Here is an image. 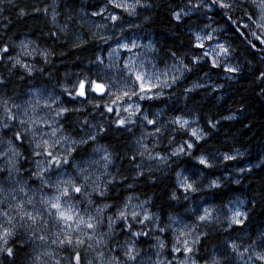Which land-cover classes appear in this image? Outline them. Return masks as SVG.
Instances as JSON below:
<instances>
[{
    "label": "trees",
    "instance_id": "obj_1",
    "mask_svg": "<svg viewBox=\"0 0 264 264\" xmlns=\"http://www.w3.org/2000/svg\"><path fill=\"white\" fill-rule=\"evenodd\" d=\"M141 4L143 7L137 6L130 15L109 5L107 0H4L0 4V48L7 45L9 50L0 53V80L4 81L0 84V100L17 102L31 89L43 88L52 99L59 97L62 107L71 110L59 119L68 135L87 140L95 134V140L74 145L69 164L59 169L66 172L67 178L79 180L78 169L90 166L92 179L104 190L101 197L89 187L88 195H77L76 201L78 207H87L93 214L96 208H103L98 232L105 235V253H119L118 248L134 242L140 255L135 264H147L153 259L146 261L144 257L155 258L158 252L154 248L158 243L152 240L158 231L167 239L161 250V255L167 256L166 248L173 238L168 237L166 219L175 215L183 224L198 225L196 234L205 233L193 251L197 263L209 264L215 256L221 264H248L250 253L238 258L227 245L235 241L237 245L250 246L256 241L255 250L264 249V77H260L264 72V44L253 35L255 30L251 27L255 7L249 0H232L230 9L213 5L211 0H141ZM102 7L103 13L92 15ZM21 8L28 15L19 16ZM173 12H181L179 21L173 19ZM112 14L119 19L113 22ZM209 28L213 29V39L228 48L226 63L238 69L236 72H225L223 62L213 67L210 56L195 46L196 32ZM132 41L139 46L134 52L143 67L167 72L170 86L153 89V93L160 92L158 98H134L141 110L132 117V123L118 127L114 123L116 113H108L103 107L110 103L108 96L72 98L62 86L70 87L84 74L103 76L105 83L118 79L125 51L112 59L111 49ZM22 43L28 45L31 55L20 53ZM45 52L47 56L41 55ZM17 54L22 57L21 63L32 67L30 74L12 66L8 57L15 58ZM98 56L103 65L98 64ZM173 76L178 77L175 83L171 82ZM112 91L117 89L113 87ZM144 116L155 124H147ZM176 118L192 124L180 127L173 123ZM5 123L8 128L3 127ZM191 125L202 136L200 140L191 135ZM101 127L103 132L99 131ZM0 130V141H11L20 153L14 175L17 179L22 177L27 185L38 187L40 181L32 177L38 169L31 140L28 134L23 143L14 139V133L22 132V128L18 120L3 118L1 106ZM186 141L193 144L191 150ZM182 145L184 152L173 155L174 148ZM97 147L111 154L107 167L104 160L93 161ZM225 155L235 158L225 160ZM199 156H204L211 167L200 165L196 159ZM7 175L5 171L0 176V187L5 190L15 186L13 181L4 180ZM184 177L194 182L197 191H185L179 186ZM212 181L218 187H209ZM89 199L92 204H88ZM129 200L146 203L164 231H154L150 220L141 224L132 219L127 221L132 225L130 229L124 220H118L109 232L104 230L109 218H114ZM237 206L247 213V218L242 225L229 227L224 218ZM205 207L212 210V222L197 220ZM143 231L148 234L145 238L132 235ZM34 241L24 228H18L8 243L14 255L0 254V264H30ZM59 254L68 255L66 251ZM81 254L84 256L83 249Z\"/></svg>",
    "mask_w": 264,
    "mask_h": 264
},
{
    "label": "snow or ice",
    "instance_id": "obj_2",
    "mask_svg": "<svg viewBox=\"0 0 264 264\" xmlns=\"http://www.w3.org/2000/svg\"><path fill=\"white\" fill-rule=\"evenodd\" d=\"M107 2L116 9L127 11L130 15L135 13L137 6L143 7L141 0H135L133 3L127 2V0H123V2H119V0H107ZM211 2L213 5L218 4L219 7L223 9H230L232 7V5L225 2V0H211ZM252 2L259 10L258 19L260 23L257 27L264 32V0H252ZM3 3L4 0H0V4ZM9 3H11V0H9ZM0 11H2V9H0ZM33 11H40V9L33 8ZM44 11H47V9ZM104 11L105 8L102 7L99 12H93L92 15H100ZM245 14L247 15V13ZM18 15L25 16L28 15V13L25 9L21 8L18 11ZM172 16L173 19L179 21L181 19V12H173ZM110 19L115 22L119 17L116 14H112ZM249 19H251L250 16ZM253 23H255V21H253ZM253 35L255 36L256 33L253 32ZM204 39H211V35L204 37ZM257 39L264 44V39H261L259 36H257ZM196 40H201L198 34L196 35ZM20 46L24 49V55H31L27 50L26 44L22 43ZM195 46L203 47L200 43H197ZM137 47L139 46L135 41L117 45V48L125 49L128 52H132V49ZM217 47L219 48V52L214 48L212 52L213 56L219 57L220 55L227 56L229 54L228 48L223 45H218ZM253 47H255V45H253ZM8 50V46L4 45V47L0 48V53L6 54ZM41 55L47 56L48 53H41ZM205 55H208V53H205ZM8 59L12 62L13 67L19 66L24 68L29 74L31 73L32 67L21 63L19 56L15 58L8 57ZM96 59L98 64L103 65V60L99 56ZM135 61V55H133L130 60L125 61L123 71L118 79H113L105 83L103 76L93 78L91 75L84 74L79 79L72 82L70 87L62 86L63 91L72 98H87L90 94H95L100 98L108 96L110 103H105L103 107L108 113H116V118L114 120L115 125L118 127H125L133 122L132 117L141 110L139 104L131 102L133 97H137L140 100L158 98L160 92L157 91L152 94V90L170 86L167 79V72H145L143 71V65L137 64ZM212 64L213 67L218 66V60L214 59ZM107 67L112 66L109 65ZM237 70L236 68L225 66V72H236ZM162 76L164 79H161ZM260 77H264V72L260 73ZM177 79L178 77L173 76L171 82L175 83ZM121 80L124 81L123 84L120 83ZM153 80L156 82L154 83ZM129 81L132 82L129 83ZM2 83H4V81L0 80V84ZM113 87H115L117 91H112ZM58 100L59 97L51 100V102L45 99L41 105L39 94H37L35 101L30 100L26 102V107L19 115L14 114L11 108H9L7 99L0 100V106L3 107V118L8 121L19 120V124L22 128V132L17 131L14 133V139L23 143L25 136L30 133L32 137L31 143L33 145L32 154L37 157H43V160L38 163V170L32 173V177L40 181V191L43 192L45 188L52 190L51 195L41 196L39 200L42 206L41 208L35 207L33 200L35 196L34 190L32 191V195H29L26 200L23 198L24 195L28 193L29 189L24 186V183L16 180L12 175L14 170L18 171L15 158L19 157L20 153L15 150L11 141H9V149H11L10 154L9 149L0 152V157L8 156L6 166L0 168V176L6 171L8 175L4 177V180L13 181L15 187H9L7 190L0 187V194H2L0 195V204H6V207L0 211V216L4 217V220L0 222V254H6L8 257L14 255L13 248L8 246L9 240L16 235V230L18 228H24L30 239L39 240L49 249L35 255L33 264H49V261H52L53 264H135L137 252L131 244H128L124 248L123 261L119 260L116 256L106 255L102 250L105 246L104 235L99 233L98 229L103 223L100 216L103 212V208H96L95 214H92L87 207L83 210L78 207L79 201H76V196H87L88 192L86 189L89 187L92 192L98 193L101 197L105 194L104 190H101L99 184L92 179L91 174H86L85 168L78 169L77 176L79 180L71 176L66 179L61 176L53 183L46 176L47 173L52 172L54 169L58 170L63 165L69 164V156L75 151L74 145L86 144L88 140H95V134L89 135L87 140L81 139L78 141H71L68 137L63 135L58 136V133L62 132V128L53 127V125L59 118L63 117L65 113L71 111L62 106L53 108L52 106L57 104ZM121 101L127 102V106L122 109L124 113H127L126 117L120 115L121 108L118 107V105ZM89 102L91 103V101ZM12 107L19 110L21 105L14 104ZM96 107H100V105L97 104ZM42 108L49 110L47 115H37V111ZM29 109H31V116L29 115ZM19 116H23L25 119H19ZM225 119H228V117H225ZM144 120H146L149 125L155 124V121L148 119L147 116H144ZM173 123L180 125V127H184L188 124V121L176 118ZM37 125L41 127H36ZM43 126L49 129L47 133L42 131ZM3 127L8 128L9 124L5 123ZM104 130L103 127L99 129L101 132ZM155 131L159 133L160 129L156 128ZM191 135L194 136L196 140L202 138L197 130H192ZM45 136L48 138H45ZM65 144L67 145L66 148L64 147ZM185 144L189 150L193 148V144L187 143V141ZM61 148H63V151H60ZM183 152L184 147H178L172 154L176 155L177 153ZM234 158L235 157L229 155L224 156L225 160H232ZM102 159L105 162L104 166L107 167V164L111 161V154L106 149L104 150ZM196 159L200 165L211 167V164L204 156L196 157ZM73 167L76 166L73 165ZM241 171H244V169H241ZM90 181H92L91 185L89 184ZM178 183L185 191H197L194 182L190 183L187 177L183 178V182ZM209 187H218V185L215 181H212ZM16 194H19V198ZM173 199H175L174 195ZM88 204H92L91 199L88 200ZM103 207L106 208L108 205H104ZM128 207L129 205L125 203L124 210H120L116 214L117 219L125 221V226L128 229L132 227V225L127 224L128 215L131 216L132 220L141 224L144 223V220L151 218L147 211H144L143 219L138 220L140 213L137 211H132L130 213L126 212ZM230 212L231 214L224 218L229 227L233 225H242L247 218V213L241 211L238 206L234 210L230 209ZM213 219L212 210L207 207H205L202 214L197 217V220L200 222H212ZM216 222L219 223V220L217 219ZM113 223L114 221L112 218H109L108 229L112 228ZM50 227L56 230L49 232L48 229ZM197 227L198 225H194L192 228L185 226L187 231L180 230L179 236L176 237V244L173 246L172 251L183 252L185 254V259L180 261V264H189L190 254L194 251L193 245L199 243L200 237L205 235L203 232L196 235L195 229ZM160 231L163 232L164 229L161 228ZM41 232L44 234L41 235ZM132 235L137 236L140 235V233L133 232ZM262 236H264V234H262ZM189 237H191V239H189ZM21 243H23V241H21ZM262 243H264V240H262ZM255 244L256 241H253L250 246H242L237 245L235 241H233L228 243L227 247L231 252L235 253L238 258H242L245 254L250 253L247 257L248 264H256V262L264 264V249L256 251L254 247ZM160 247H164L163 243L160 244ZM241 248L242 251H240ZM81 249H83L85 253L91 251L94 255L91 259H85L81 254ZM62 251H66L68 255L61 256L59 253ZM42 257L45 259H42ZM224 259L226 260L227 256H225ZM191 264H196V261L191 260ZM209 264H221V259L213 256Z\"/></svg>",
    "mask_w": 264,
    "mask_h": 264
},
{
    "label": "rangeland",
    "instance_id": "obj_3",
    "mask_svg": "<svg viewBox=\"0 0 264 264\" xmlns=\"http://www.w3.org/2000/svg\"><path fill=\"white\" fill-rule=\"evenodd\" d=\"M130 1H132V0H130ZM252 4H253V2H252V0H249ZM225 2H227V3H232V0H225ZM254 5V4H253ZM254 7H255V5H254ZM258 16H259V10L255 7V15L253 16V18H252V23H251V27H252V30H255L254 32L256 33V36H259L261 39H264V32H262L261 31V29L260 28H258L257 27V25L260 23V21H259V19H258ZM253 21H255V23H253ZM199 35L200 37H201V40L200 41H197V43H200V44H202L203 45V47H201L202 48V51L204 52V53H208V55L210 56V58H211V60L213 61L214 59H217L218 60V62H223V64H225V66H227V67H233L232 65H230V64H228V63H226L227 62V60H226V58H227V56H224V55H220L219 57H215V56H213L212 55V52H213V49L215 48L216 49V51L217 52H219V48L217 47L218 45H223L224 46V43H221V42H217V41H215V39H213L214 38V36H213V29L212 28H209V29H201V30H199L198 32H196V35ZM209 35H211V39H204V37H207V36H209ZM135 49V48H134ZM134 49H132V52H128L127 50H125V49H120V48H117V45H116V47L114 46L112 49H111V56H112V59H115L117 56H120V52H122V51H125V53L123 54L124 56H123V58H122V60H121V65H122V68H123V65H124V63H125V61L126 60H130L131 58H132V56L133 55H135V52H134ZM27 50H28V45H27ZM23 52H24V49L23 48H21L20 49V53H22L23 54ZM24 55V54H23ZM17 56H19V54H17L15 57H17ZM135 57H136V55H135ZM19 58H20V60H21V56H19ZM25 62V61H24ZM137 64H141L140 63V61H139V59L136 57V61H135ZM139 70V69H138ZM143 71H145V72H150V73H162V72H159V71H157V72H154V71H149L148 69H146V68H144L143 67ZM162 78V77H161ZM153 82L155 83L156 81L155 80H153ZM123 83H124V81H123ZM37 94H39V98H40V101H41V105L43 104V101L45 100V99H47L49 102H51V100H53L52 99V96H50V94L45 90V89H43V88H36L35 90H30V91H28L27 92V95H25V96H23V97H21L17 102H15V101H12V100H8V106H9V108H11V110L13 111V113L14 114H17V115H19V113L20 112H23V110H24V108L26 107V102H28V101H30V100H32V101H35V99L37 98ZM152 94H154L153 93V90H152ZM134 98H136V97H133L132 98V101L131 102H133V103H136V100L134 99ZM1 100H3V99H1ZM14 104H19V105H21V108L19 109V110H17V109H15V108H13L12 107V105H14ZM58 106H61L59 103H58V101H57V104H55V105H53L52 107L53 108H57ZM127 106V102L126 101H123L121 104H120V106H118V107H120L121 108V112H120V114H121V116L122 117H126L127 116V113H124L123 111H122V109H123V107H126ZM2 107V106H1ZM48 109H40V110H38L37 111V115H47L48 114ZM131 111V110H130ZM137 113H139V112H137ZM136 113V114H137ZM31 109H29V115L31 116ZM135 114V115H136ZM134 115V116H135ZM133 116V117H134ZM140 118H141V116H139ZM19 119H25V117H23V116H19ZM60 119V118H59ZM59 119L57 120V122L53 125V127H57V128H61L60 127V125H59ZM19 121V120H18ZM188 121V124L187 125H190V124H192L189 120H187ZM187 125H185L184 127H186ZM36 127H41V126H36ZM192 127H194V125H191L190 126V131L192 132V130H195L194 128H192ZM42 131L43 132H45V133H47L48 131H49V129L46 127V126H43L42 127ZM39 135V134H38ZM60 135H63V136H66V137H68L71 141H78V140H76L75 138H72L70 135H68L64 130H63V128H62V132H60V133H58V136H60ZM0 136H1V130H0ZM28 136H29V138H30V140H32V137H31V134L29 133L28 134ZM45 138H48L47 136H45ZM9 140H2V141H0V152H4L5 151V149H9ZM12 146H13V144H12ZM14 147V146H13ZM59 147V146H58ZM64 147L66 148L67 147V145L65 144L64 145ZM180 147V146H179ZM182 147H183V145H182ZM15 148V147H14ZM178 148V146H176L175 148H174V151H176V149ZM97 149H99V150H97ZM97 149L95 150V152H94V154H93V161H95V162H98V161H101V160H103L102 159V157H103V155H104V149H102V148H100V147H97ZM15 150H16V148H15ZM17 151V150H16ZM60 151H63V148H61L60 149ZM10 152H11V149H9V154H10ZM65 154H67V153H65ZM16 159V168H17V157L15 158ZM43 160V157H40V158H38L37 156H35V159H34V162H36L37 163V165H36V169H38V163L39 162H41ZM7 161H8V156L6 155V156H3V157H0V163L1 164H3L4 165V167L6 166V164H7ZM89 162L87 161V163H85L84 165H87ZM3 167V168H4ZM63 167H64V165H63ZM90 166H86V167H81V168H85L86 169V172H88L89 171V174H91L90 173V168H89ZM92 172V171H91ZM14 173H15V170L13 171V173H12V175L13 176H15L14 175ZM61 176H63L65 179L67 178L66 177V172L65 171H63V170H60V169H58V170H54V174H52L51 172L49 173V175H48V179L51 181V182H55V181H57V179H59ZM96 178H97V175L95 176ZM15 179L16 180H18V181H21L22 183H24V186L27 188V189H29V191H28V193L26 194V195H24V199L26 200L27 198H28V196L29 195H32V191L34 190L35 191V196L33 197V200H34V204H35V207H37V208H41L42 206L40 205V203H39V200H40V198H41V196L42 195H51L52 194V190L51 189H47V188H45L44 189V191L43 192H41L40 191V185L37 187V185H33V186H30V185H27V183H25V180L24 179H22V177L21 178H19V179H17L16 178V176H15ZM12 187V186H11ZM15 187V186H14ZM15 194V193H14ZM17 196H18V198H19V194H16ZM9 201H10V198H9ZM128 205H129V207H128V209L126 210V212H132V211H137L138 213H140V216H139V219H143V212L144 211H147V213L150 215V219H148V221L150 220L151 221V227H154V231L156 230V229H161V228H159L158 227V224H157V221H158V218H155V217H153L151 214H150V212H149V210L147 209V206H146V203H144V202H137V201H131V200H129V201H127L126 202ZM133 206H135V207H133ZM6 207V204H3V206H2V204L0 205V211H2L4 208ZM240 209V208H239ZM30 210V209H29ZM82 210V209H81ZM120 210H124V206H123V208L122 209H120ZM119 210V211H120ZM90 213H92L93 214V212L91 211ZM117 213V212H116ZM114 218H112V220L114 221V223L116 222V221H118V220H121V219H117L116 218V215H114L113 216ZM168 218L166 219V222H167V226H165V227H167L166 228V230H167V232L169 231V233H168V237L169 238H173L172 239V241H171V243H170V245H169V247H167L166 248V252H167V256H164V255H161V250L164 248V247H166V245H165V242H162V241H160V239H158V238H160V236H162V235H160V234H158V231L155 233V234H153L152 235V240H158L159 241V243H158V245H157V247H154L156 250L158 249V252L156 253V256H155V258H152V257H147V258H145L144 257V260H146V261H149V260H151V259H153L152 261H149L147 264H180V261H183L184 259H185V254L183 253V252H173L172 251V248H173V246L176 244V237H178L179 236V231L180 230H185V231H187V228H185V226H187L188 228H192V225L191 224H183V223H181L182 221L178 218V216H175V215H170V216H167ZM130 219H132L131 218V216L130 215H128L127 216V221H129ZM4 220V217H2V216H0V222H2ZM107 221V220H106ZM122 221V220H121ZM144 221H147V220H144ZM56 229H54V228H49L48 229V231L49 232H53V231H55ZM98 230H100V229H98ZM104 230H106L107 232H109V229H108V227H106V223H105V225H104ZM195 232H196V229H195ZM197 233V232H196ZM195 233V234H196ZM199 233H201V232H198V234H196V235H199ZM41 235L42 234H44L43 232H41L40 233ZM148 234H147V231H143L142 233H140V235H137V236H140V237H143V238H145L146 236H147ZM105 236V235H104ZM136 236V237H137ZM189 239H191V237H189ZM200 239H201V237H200ZM36 241V242H35ZM34 241V245H35V248H34V250H33V256H32V259H31V262H30V264H33V259H34V257H35V255H37V254H39V253H43L44 251H46V250H49L48 248H46L39 240H35ZM134 243V242H133ZM133 243L131 242V243H125L124 244V246L120 249V248H118L119 250H120V260L121 261H123L124 260V256H123V251H124V248L128 245V244H131L132 246H133ZM161 243H163V245H164V247H160V244ZM198 244V243H197ZM197 244H195V245H193V249H194V251H195V248H196V246H197ZM83 254H84V256H85V258L86 259H91L92 258V256L94 255V253L93 252H91V251H89L88 253H85L84 251H83ZM115 254H117V253H115ZM138 256H140V255H137V257ZM42 259H45L44 257H42ZM191 260H195L196 261V264H199V263H197V259H196V257H194V255H193V253H191L190 254V260H189V264H191ZM49 264H53V262L52 261H49Z\"/></svg>",
    "mask_w": 264,
    "mask_h": 264
},
{
    "label": "bare ground",
    "instance_id": "obj_4",
    "mask_svg": "<svg viewBox=\"0 0 264 264\" xmlns=\"http://www.w3.org/2000/svg\"><path fill=\"white\" fill-rule=\"evenodd\" d=\"M31 88V87H30ZM33 90H35V89H33ZM35 159V158H34ZM121 249V248H120ZM103 250V249H102ZM106 255H108V256H116L119 260H120V252L119 253H117V254H115V253H113V254H111L110 252H108V253H106Z\"/></svg>",
    "mask_w": 264,
    "mask_h": 264
},
{
    "label": "flooded vegetation",
    "instance_id": "obj_5",
    "mask_svg": "<svg viewBox=\"0 0 264 264\" xmlns=\"http://www.w3.org/2000/svg\"><path fill=\"white\" fill-rule=\"evenodd\" d=\"M158 239H160V241L165 242V243H166V241H167V239H165V237H163V236H160V238H158ZM170 241H171V240H170ZM153 242H154V244H155V243H159L158 240H153ZM168 245H170V243H169Z\"/></svg>",
    "mask_w": 264,
    "mask_h": 264
}]
</instances>
